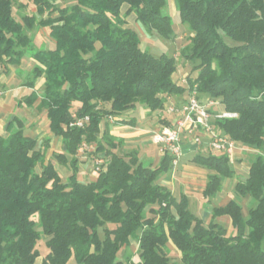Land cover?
I'll return each mask as SVG.
<instances>
[{
  "label": "trees",
  "instance_id": "trees-1",
  "mask_svg": "<svg viewBox=\"0 0 264 264\" xmlns=\"http://www.w3.org/2000/svg\"><path fill=\"white\" fill-rule=\"evenodd\" d=\"M173 2L189 29L182 57L196 62L189 88L236 115L212 118L214 131L264 152V0ZM28 4L34 13L16 17L14 0H0V67L18 65L25 56L37 63L29 85L42 81L41 94L33 89L24 103L38 101L64 152L46 160V147L24 135L20 121L0 135V264H36L42 237L48 251L41 264H174L169 245L178 264H264V155H255L246 177L235 183L236 198L213 208L205 222L191 212L186 195L175 198L156 182L172 169L170 155L152 167L136 151L120 154V142L110 136L99 138L104 118L136 104L162 111L168 98L186 92L172 80L174 58L142 49L126 19L132 14L148 34L173 40L168 0H72L62 7L56 0H26L19 8ZM34 27L47 30L52 47L34 49L27 32ZM73 115L89 121L70 127ZM82 143L94 144V155L105 159L88 182L77 178ZM192 161L212 172L202 194L207 200L234 175L224 153L196 154ZM55 164L69 165L67 179ZM243 199L249 201L246 213ZM221 216L229 217L231 233L214 220ZM132 241L138 260H120Z\"/></svg>",
  "mask_w": 264,
  "mask_h": 264
},
{
  "label": "crops",
  "instance_id": "crops-1",
  "mask_svg": "<svg viewBox=\"0 0 264 264\" xmlns=\"http://www.w3.org/2000/svg\"><path fill=\"white\" fill-rule=\"evenodd\" d=\"M124 9L127 8L124 7ZM49 39L50 43L47 48H50L53 45V40L50 37ZM35 65H37V63L31 58V56H25L24 58H22L21 62L18 65H10L6 68V70L0 71V135L4 137L8 135L7 128L8 124L11 121H13L15 125V121H20L23 126L24 135L35 138L38 142V147H40L41 149L46 147L45 158L46 160H48L52 157L53 153L64 152V145L62 144V141L59 137H55L49 131L48 120L46 118L45 110H38V101L32 106H28L24 103L27 97L33 91V89H35L38 94H41L42 81L36 82L33 88H31L29 85V75L32 73V69ZM172 80L176 82L173 77ZM173 99H181L182 102L185 99V96L184 94H181L171 98V100ZM74 104H76L77 107H79L80 105L79 103ZM135 109L136 108L134 106L132 109L126 111L121 116H115L111 119H109L108 117L104 118L101 122V133L99 134V138L102 135L107 134L108 136L120 142V144L124 146V148H137L136 152L138 153L139 158L145 159L147 161V165L155 167L159 164L160 159L163 155L159 153L158 146L152 142L151 137L162 127L170 125L174 121L176 115L169 113L166 109L162 111L150 112L144 106H141L140 113L138 116L141 121L138 122L134 115ZM212 110L221 111L222 109L216 108ZM153 120H157V122H152L151 124V121ZM39 122L41 124H39ZM181 137L183 154L180 160L182 161V165L180 169L176 171L175 169L172 170V174L163 175L159 179L158 184L170 190V192L175 198H179L181 194L186 195L189 204L194 197L199 196L201 198V205L203 207V211H206L207 214L209 213V220L212 216L213 208L220 207L226 204L229 200L234 199L233 197H229L226 202H223V204L217 206L211 205V201L216 197V195L219 196L218 200H221L224 197L228 196L227 191H225L224 188L226 185H228L227 182H229V180H232V178L236 176V173H234L233 177L223 180L220 191L217 192L214 197L209 200L205 199L202 195L203 190L205 189V185L208 181V175L212 172L196 165L192 161V159L196 154H201L205 156L209 153H216L211 151L207 143L206 137H202V143L199 146H196L191 142V135H189L188 133H182ZM147 144H150L154 148H157L156 155H154V152L152 150L147 149ZM257 154H260L257 150L252 148H246L244 146H241L239 143H236L233 156L231 158L228 157L230 166L233 171L237 170L240 174H245L246 177L249 165L252 161L251 157ZM79 157L80 155H78V158ZM246 158L249 159L247 160ZM82 159L78 161L84 162L82 161ZM90 163L91 162H89V164ZM67 166L69 167L68 164ZM55 169L61 174L60 165L55 164ZM87 169L90 178H88V181H91L95 178V174L92 173V168H90L89 165ZM78 171V174L85 172L81 169L79 164ZM174 171L176 173H174ZM69 173H67V176L71 174ZM77 178L78 180H80L79 176H77ZM176 185L178 186L177 197L174 194ZM222 217L223 216L217 218ZM224 219L225 218H222V220L219 219L221 220H218L219 223H221ZM214 220L217 221L216 219ZM227 221L231 226L229 218L227 219ZM41 263L42 259L39 264ZM36 264H38L37 260Z\"/></svg>",
  "mask_w": 264,
  "mask_h": 264
},
{
  "label": "rangeland",
  "instance_id": "rangeland-1",
  "mask_svg": "<svg viewBox=\"0 0 264 264\" xmlns=\"http://www.w3.org/2000/svg\"><path fill=\"white\" fill-rule=\"evenodd\" d=\"M25 1L26 0H14V5H13L14 9L13 10H14V15L16 17H19L18 15L20 12L27 13V14H33L34 13V8L32 6H30L29 4L27 5L26 8H22V9L19 8V4L24 3ZM71 1L72 0H56V4L59 7H62L64 5L69 4ZM125 10L126 9L123 8L122 12H125ZM165 14H167L171 18V21H172V25H173L172 29H173V33L175 35V38L173 40L164 38L156 32H152V33L148 34L139 22H134V16L132 14L127 16L126 19H127V23L130 25V27L138 33V35L140 37V47L142 49L147 50L150 54H152L154 56H159L160 54L165 53L167 56L174 58L175 64H176V71L174 72L172 77L176 80V82L179 85H182L183 87L188 88L189 83H188L187 77L189 76L191 78H195V76L197 74L193 70V67H194L196 62L191 61V60H184L182 57V54H181L182 48L187 44V37L189 35V29H188L187 25L183 24L180 21L179 13L175 7L173 0H168V5H167V8L165 10ZM27 32L33 38L32 41H33L34 49H36L38 47L39 48L42 47V48L47 49V47L49 46V43H50L49 42L50 39L48 37L46 29L34 27L33 29H31ZM226 41L230 44H233L232 42H230L229 39H227ZM29 52H33V51H29ZM0 71H2V70H0ZM27 78H28V75H27ZM29 78H31V74L29 75ZM37 82H40V80H37ZM186 95H187V90L184 93V96H186ZM200 100L205 101L206 98L200 97ZM180 102H181V99H179V100L173 99L171 101V103L175 104V105H179ZM141 106H143V105H140V104L135 105L136 109L134 111V115H135L138 122L141 121V119H139V117H138L139 113H140ZM76 107H77L76 104H74V108H76ZM216 108H219V109L221 108L219 103L213 105L211 107V110L216 109ZM152 122L156 123L157 120L151 121V124H152ZM39 124H41V123L39 122ZM105 136H108V135L105 134ZM111 139L114 142L118 143V141L116 139H114L112 137H111ZM92 145H94V144H92ZM119 146H121V147H119ZM119 146H118L119 148L117 149V151L123 155H126L132 151H136V149H137V148H130V147L124 148V146H122V145H119ZM146 147H147V149L152 150L154 152V155H156L157 148H154L150 144H147ZM216 154H218V153H216ZM260 154L264 155V152H260ZM93 155H94V153H90L88 150H86L85 153L83 154V156L81 155L78 158L79 161L82 158H83L82 161H84V162H79V161L77 162V165L79 164L81 169L85 171L84 173L78 174L79 179L82 182H88V178H89V173H88V169H87L88 165L90 166V168H92L91 170H93V167H92L93 166V161H92ZM254 157H255V155L251 158L253 159ZM249 158H246V159L248 160ZM139 160L142 163L147 165V163H146L147 161L145 159L139 158ZM89 162H91V163L89 164ZM181 165H182V161L180 160L178 162V165L175 167V171L180 169ZM60 169H61L60 172L63 175L64 180L67 179L68 178L67 173H69V172L71 173V168L68 167L67 165H65V166H60ZM175 171H174V173H176ZM171 172L173 173L172 169H170L168 171V173H162L156 179V182H158L159 179L163 175L172 174ZM92 173H93V171H92ZM234 173H236V176L233 177L232 180H229V182H227L228 185H226L224 188L225 191H227L228 196L224 197L221 200H218L219 196L216 195V197L211 201V203H212L211 205L217 206V205L223 204L224 201L226 202L229 197H233V198L235 197L234 185L237 181L244 179L245 174H240L237 170H234ZM174 194L176 197L178 196V186L177 185L175 187ZM248 202H249L248 199H245V200L243 199L241 201V204L243 205L245 213H246ZM189 208L193 214H196L197 216L201 217L205 222L208 221L209 213L207 214L206 211H203V207L201 205V198L199 196H196L191 200V202L189 204ZM222 218H225V219L221 223H223L226 226V228L228 229V232L231 233V231H232L231 226H230L229 222L227 221V219L229 217L223 216ZM222 218H216V220L217 221L219 219L222 220ZM221 220H219V221H221ZM45 241H46V239L44 237H42V239L39 240V242L37 244V249H38L39 254H40L39 258L37 259L38 264L41 261V259L47 254V251H48L46 248V245H45ZM169 247H170V249H172L171 254L169 255L171 262H173L174 264H178L179 263L178 252L175 249H173L170 245H169ZM127 255H131V258L134 261L138 260L137 244L135 241H132V245L129 248L122 249V251L119 254L120 260L125 261ZM70 264H73V261H71Z\"/></svg>",
  "mask_w": 264,
  "mask_h": 264
},
{
  "label": "built area",
  "instance_id": "built-area-1",
  "mask_svg": "<svg viewBox=\"0 0 264 264\" xmlns=\"http://www.w3.org/2000/svg\"><path fill=\"white\" fill-rule=\"evenodd\" d=\"M0 70H2L1 67ZM189 87L187 88L185 99L179 105L172 104L171 98L167 99L168 102L165 109L169 113L175 114L176 117L170 125L162 127L151 137L152 142L158 146V151L161 155L168 154L171 156L172 170L178 165L183 154L181 135L184 132L191 135V142L196 146L201 145L202 137H206L212 152L224 153L230 158L233 156L236 147V142L216 133L210 124L212 118H231L236 115L224 111L212 114L210 112L211 107L217 104V102L210 99H206L205 101L200 100L196 86ZM72 118L69 124L70 127L83 128L89 121L88 116L77 118L73 115ZM108 118L111 119L112 117ZM86 150L94 153L95 145L82 143L77 153L83 156ZM92 157V171L94 174H97L101 171L105 159L98 155H93Z\"/></svg>",
  "mask_w": 264,
  "mask_h": 264
}]
</instances>
